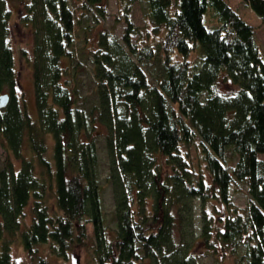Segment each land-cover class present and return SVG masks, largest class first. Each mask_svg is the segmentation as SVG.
<instances>
[{
  "label": "trees",
  "instance_id": "trees-1",
  "mask_svg": "<svg viewBox=\"0 0 264 264\" xmlns=\"http://www.w3.org/2000/svg\"><path fill=\"white\" fill-rule=\"evenodd\" d=\"M12 1L23 3L20 20L32 34L23 54L34 115L19 95ZM77 1L0 0V96H8L0 142L20 164L0 169V264H14L15 244L37 264L48 255L64 264L88 239L89 264H199L203 255L264 264V58L254 28L225 0H141L163 33L156 49L132 43L137 27L125 18L121 42L103 29L88 43L87 10H74L104 15L102 0ZM243 1L264 19V0ZM154 61L159 73L146 68ZM85 68L90 94L82 93ZM238 185L244 209L230 191Z\"/></svg>",
  "mask_w": 264,
  "mask_h": 264
},
{
  "label": "rangeland",
  "instance_id": "rangeland-1",
  "mask_svg": "<svg viewBox=\"0 0 264 264\" xmlns=\"http://www.w3.org/2000/svg\"><path fill=\"white\" fill-rule=\"evenodd\" d=\"M229 6H231L235 12L241 17L246 23L254 28V33L256 37V43L260 48L262 57L264 58V19L256 16L250 8L245 4L243 0H225ZM80 4V0L77 1ZM23 3L12 1L9 3V7L12 8V16L10 19L11 25V39L14 49L15 58V69L18 82L20 84V93L25 99V105L27 111L30 115H34V99H33V89H32V78L29 60L24 57V54L28 56L31 53L32 48V34L28 26H24L20 20L21 13H23ZM80 9H75L74 13L76 15L83 14L84 10H87L83 15V27L84 34L88 39V43L95 40V36L98 30H109L112 33L114 39L121 42V35L125 27V22L121 18L129 19L132 24L137 27V32L131 35L132 43L138 44V46L151 45L153 48H157V42L162 37L163 33L155 31L154 27L150 25L144 17L145 13V3L141 0H132L128 3L121 0H102L99 7L103 9L104 15L98 10L92 9V7L87 5H80ZM98 8V7H97ZM215 20L213 17V12L208 11L205 16V23L208 26H212ZM27 56V57H28ZM174 59L180 60L181 57L178 55H172ZM147 69H151L154 73H159L161 65L156 61L152 62L150 65H146ZM83 87L82 93L88 92L89 94L93 92L94 80L92 73L89 68H85L83 71ZM99 131V129H98ZM102 131V130H101ZM99 155H100V170L102 175L106 174L107 163L105 161V156L103 152V138L98 142ZM24 156H29L27 148L24 149ZM259 158L264 159V155H260ZM8 160H12L15 169H18L20 164L19 161L15 160L11 154L2 146L0 142V169L4 163ZM201 171L209 181L208 174L206 170L201 167ZM102 184L103 179L101 180ZM233 200L236 206L241 209L245 208L247 201L246 189L238 185L230 188ZM102 208L104 211L105 219L110 226L113 225V200L110 191V187L106 184L105 188L102 189ZM48 204L53 205V199L49 200ZM29 216V215H28ZM25 222H29V217L25 219ZM109 226V227H110ZM86 232L89 237L92 235V226L87 224ZM89 239L85 245L76 247L71 254V258L68 261H64V264H89L91 249L93 246V241ZM44 251V252H43ZM40 253H45L44 247H39ZM12 259L14 264H37L38 258L32 259L19 244H15L11 249ZM218 262V261H217ZM53 258L48 255V264H55ZM57 264V263H56ZM199 264H216V259L207 255H203ZM222 264H235L232 258H226L223 260Z\"/></svg>",
  "mask_w": 264,
  "mask_h": 264
},
{
  "label": "water",
  "instance_id": "water-1",
  "mask_svg": "<svg viewBox=\"0 0 264 264\" xmlns=\"http://www.w3.org/2000/svg\"><path fill=\"white\" fill-rule=\"evenodd\" d=\"M7 100H8V96L7 95H1L0 96V106L5 105Z\"/></svg>",
  "mask_w": 264,
  "mask_h": 264
}]
</instances>
